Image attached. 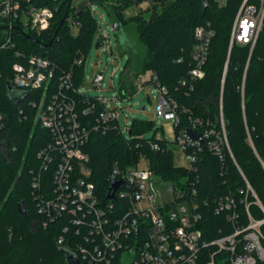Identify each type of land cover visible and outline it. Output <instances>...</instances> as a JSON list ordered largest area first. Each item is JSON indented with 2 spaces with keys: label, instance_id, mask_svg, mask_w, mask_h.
Masks as SVG:
<instances>
[{
  "label": "trees",
  "instance_id": "trees-1",
  "mask_svg": "<svg viewBox=\"0 0 264 264\" xmlns=\"http://www.w3.org/2000/svg\"><path fill=\"white\" fill-rule=\"evenodd\" d=\"M143 1L148 0H89L78 11L72 5L69 7V0H65L57 5L49 30L38 33L15 29L12 37L16 48L0 49V264H69L68 252L78 259L79 264H89L68 250L84 243V235L77 236L75 230L65 233L67 216L51 221L40 212V200L36 199L37 190L33 187L36 175H41L40 195H48L53 189L54 167L42 169L43 159L39 156L52 143V136L41 121L44 110L40 112L38 107L43 91L24 92L14 87L10 91L8 84L14 76V64H28L30 56L38 55L54 66V89L60 76L70 73L73 87L66 93L78 102L80 108L87 106L89 100L96 101L97 97L79 92L84 79L85 58L98 32L97 20L90 9L95 2L109 4L113 23L118 24L119 29L131 24L136 27L146 52L137 64L133 56L129 58L128 73L135 71L139 77L150 72L177 99L183 110H187V114H182V123L175 127L176 134L188 127V115L210 121L219 129L222 111L231 151L264 207V28L253 49L241 45L230 49L232 24L243 0H226L221 6L218 0L162 1L153 3L147 18L141 15L126 20L124 11L132 3ZM205 2H208L207 6ZM67 11V21L61 26ZM72 14L78 27L76 35L68 24ZM3 22L0 20V46L4 41ZM199 26H209L214 35L203 78L191 81L189 72L196 45L195 31ZM16 51L22 56L18 57ZM78 59H83V64H78ZM122 89H130L133 95L136 91L133 85ZM11 92L15 95L12 96ZM32 101L38 103L36 107ZM48 102L47 97L45 103ZM102 109L98 105L94 115L83 116L84 123L91 130L90 140L84 147L90 156V179L102 202H109L113 171H125L138 165L143 158L155 176L186 187L190 193L188 202H196L203 214L199 226L204 240L212 241L234 231L227 214L215 212L219 198L233 194L240 199V190L246 189L230 157L223 163L204 142L195 169L178 166L169 142L159 137L158 131L148 136L153 129L152 122L135 120L129 137L115 128L117 121L106 132L94 130L95 116ZM184 180L186 185L181 183ZM193 190L197 192L195 196L191 195ZM249 199L253 218L264 220V211L255 203L256 199L251 194ZM21 202L28 218L18 211ZM121 204L130 207V203L117 200V210H113V214L120 213ZM239 209L242 217L238 224L246 226L245 208L239 206ZM45 222L47 227H44ZM261 231L264 236V224ZM61 236L66 239L64 246L58 245ZM262 243L264 245V240ZM209 251L203 250L202 255L206 256ZM258 264H264V261Z\"/></svg>",
  "mask_w": 264,
  "mask_h": 264
},
{
  "label": "built area",
  "instance_id": "built-area-1",
  "mask_svg": "<svg viewBox=\"0 0 264 264\" xmlns=\"http://www.w3.org/2000/svg\"><path fill=\"white\" fill-rule=\"evenodd\" d=\"M64 1L0 0V20L5 24L1 29L4 41L0 49L16 48L12 33L18 28L38 33L49 30L55 19L57 5ZM162 1L170 0L147 2L160 4ZM218 1L220 6L226 3V0ZM263 28L264 0H243L232 24L230 49L234 45L250 46L253 49ZM213 35L214 32L209 26H199L195 31L196 45L189 72L191 81L200 80L204 76ZM16 55L21 57L22 53L16 51ZM76 62L83 64V59ZM13 71L11 84L15 89L24 92L43 91L40 103L32 101L31 104L34 107L38 104L40 112L44 110L41 121L52 136V143L39 156L43 159L42 169L54 167L53 189L48 195L39 194L40 174L34 177L33 187L37 190L36 199L40 200V212L51 221L67 216L68 223L63 229L64 232L72 233L75 230L77 236L84 235L85 242L68 248L69 251L81 256L89 264H258L264 261V236L261 231L264 220H256L251 215L250 194L263 211L264 207L231 151L222 111L219 129L212 122L200 117L186 116L188 127L179 130L174 142L189 163L186 168L195 169L194 164L202 153L205 142L223 163L228 157L233 160L246 184V189L239 192L242 198L239 199L233 194L226 195L218 199L215 207L217 214H227L234 231L206 241L199 226L203 214L198 210L199 205L196 202H188L190 193L186 187L173 184L169 188L172 194L170 203L164 206L155 205L156 195L147 190V183L155 176L149 167L141 168L138 164L125 171L115 169L111 179L122 182L123 185L115 192L114 199L108 197L109 202L101 201L90 179V156L84 151L90 140L91 130L84 123L83 116L87 118L94 115L98 105L102 106L103 109L97 112L92 126L96 131L106 132L113 122H118L116 108L109 110L106 107L108 99L97 97L96 101L89 100L87 106L80 108L78 102L66 93L73 87L72 75L68 73L60 76L54 89V66L48 59L38 55L30 56L28 64H14ZM103 80L102 74L96 75L93 79L95 87H100ZM147 82L157 87L160 93L155 110L156 117L171 120L175 127L179 126L182 123V114H187V110H183L177 99L161 86L156 76H152ZM147 82L142 83L141 78H138L134 95L143 91L149 84ZM47 97L49 102L46 104ZM220 106L222 110V98ZM115 128L120 129L119 125ZM192 133L199 134L201 140L194 139ZM142 161L145 160L142 158ZM181 183L186 185L185 180ZM112 193L114 192L109 189V196ZM196 194V190L191 193L193 196ZM117 200L130 203V207L125 208L121 204L120 213L113 214L112 211L117 210ZM239 206L245 208L248 219L246 226L238 224L242 217ZM155 210L157 216L154 215ZM47 226L45 222L44 227ZM65 243V237L61 236L58 245L64 246ZM205 249L210 250L206 256L202 255ZM222 255L224 257L220 258Z\"/></svg>",
  "mask_w": 264,
  "mask_h": 264
},
{
  "label": "rangeland",
  "instance_id": "rangeland-1",
  "mask_svg": "<svg viewBox=\"0 0 264 264\" xmlns=\"http://www.w3.org/2000/svg\"><path fill=\"white\" fill-rule=\"evenodd\" d=\"M89 0H73L72 8L79 9L81 6L88 4ZM107 5L101 3H93L91 11L98 23V32L96 33L92 46L85 58L84 63V79L79 92L88 97H104L109 100L106 104L107 109L114 110L116 108L118 114V125L125 137H129V130L135 120L148 121L153 123V129L148 134L153 136L158 131V136L166 139L175 154L176 164L182 167L189 166L188 161L183 157L181 150L176 141V129L173 121L157 118L155 110L157 108L160 93L153 84H147L143 91H139L135 95H131L130 89L123 90L131 85L137 86L138 78L142 83L150 80L152 74L147 72L138 75L129 72L127 68L129 58L134 57L137 64L145 55V47L139 41L136 27L128 25L119 31H114L113 19ZM154 4L143 1L140 3H132L125 11L126 20L133 19L138 16L150 15L149 10ZM68 24L71 26L73 34L78 33V27L75 25L73 14L68 18ZM102 74L104 80L100 87H95L93 79L96 75ZM124 93V94H123ZM139 167L147 168L145 161L139 163ZM172 182H166L159 177L154 176L153 180L147 183V190L156 195V206H164L172 200V194L169 188ZM157 216V210L154 211Z\"/></svg>",
  "mask_w": 264,
  "mask_h": 264
},
{
  "label": "water",
  "instance_id": "water-1",
  "mask_svg": "<svg viewBox=\"0 0 264 264\" xmlns=\"http://www.w3.org/2000/svg\"><path fill=\"white\" fill-rule=\"evenodd\" d=\"M72 5V0H69V7H71ZM83 6L79 7L78 11H80L82 9ZM69 14V11H67V14L65 16V18L63 19V21L61 22V26L67 21V16ZM81 14V13H80ZM114 31H119V27H118V24H114L112 25ZM8 87H9V90L12 91L13 89V85L11 83L8 84ZM11 95L14 96L15 94L11 92ZM130 133V131H129ZM192 137L194 139H199L201 140V136L199 134H195V133H192ZM1 154V152H0ZM110 184H111V187H110V191H113L114 193H112L109 197L110 199H114L115 198V192L119 190V188L123 185L122 182H118L116 181L115 179H110ZM18 211L20 214H22L24 217L28 218V213H27V210L25 208V205L23 202H21L19 205H18ZM66 256H67V261L69 264H79V261L78 259L72 254V253H66Z\"/></svg>",
  "mask_w": 264,
  "mask_h": 264
}]
</instances>
